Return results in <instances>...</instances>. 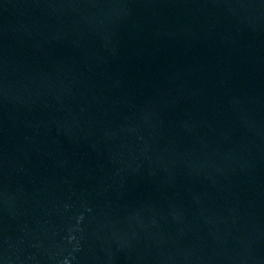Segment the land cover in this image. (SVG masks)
<instances>
[{"label":"water","instance_id":"95a60500","mask_svg":"<svg viewBox=\"0 0 264 264\" xmlns=\"http://www.w3.org/2000/svg\"><path fill=\"white\" fill-rule=\"evenodd\" d=\"M0 264H264V0H0Z\"/></svg>","mask_w":264,"mask_h":264}]
</instances>
